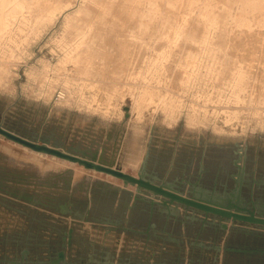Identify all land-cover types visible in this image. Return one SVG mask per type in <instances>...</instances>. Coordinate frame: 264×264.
<instances>
[{
  "label": "rangeland",
  "instance_id": "374dc122",
  "mask_svg": "<svg viewBox=\"0 0 264 264\" xmlns=\"http://www.w3.org/2000/svg\"><path fill=\"white\" fill-rule=\"evenodd\" d=\"M4 1L22 31L0 48V56L14 53L0 77V125L72 154H97L134 177L143 168L184 194L263 205L253 181L264 180V0L246 16L242 0ZM61 91L68 101L56 100ZM87 177L107 175L0 137V264L21 261L26 250L28 261H45L63 250L70 229L66 254L82 264L89 254L154 262L159 245L106 236L62 214L72 180ZM179 209L171 228L182 224ZM225 237L231 249H264V240L240 232ZM218 256L264 264L258 255Z\"/></svg>",
  "mask_w": 264,
  "mask_h": 264
},
{
  "label": "crops",
  "instance_id": "0c3cea01",
  "mask_svg": "<svg viewBox=\"0 0 264 264\" xmlns=\"http://www.w3.org/2000/svg\"><path fill=\"white\" fill-rule=\"evenodd\" d=\"M260 171L264 174V169ZM221 175L216 171L215 177ZM260 183L262 184L257 187L260 188L258 193L261 192L262 195L258 198L264 201V180ZM218 185L220 184L216 186L219 187ZM70 187L67 192L70 198L60 206V211L64 216L72 217L69 219L73 222L78 223V220L82 221L83 225H93L100 229L102 227L106 236L122 232L125 236L127 234L131 241L141 239V244L148 248L160 246L158 253L153 249L154 262H138L129 256L131 258H128L129 262L126 264H223L218 253L223 251L224 245L221 241L225 233H218L216 238L218 240L213 242L216 231L211 227L203 229L200 237L199 223H196L197 226L194 228H189L187 225L189 223H183L185 222L183 219L180 221L181 225L169 227L168 223L172 219L162 215L158 207L152 211L151 207L141 200L146 199L145 195H140V199L135 200L138 194L136 188L124 186L122 181L109 176L73 179ZM76 201H80L81 205H77ZM262 204L259 207H264V202ZM162 221L164 225H161ZM192 234L195 235L194 239ZM170 245H177V249H171ZM214 245L220 246L221 251H216ZM197 246L202 251H197L195 249L199 248ZM211 251L214 252V256L207 255Z\"/></svg>",
  "mask_w": 264,
  "mask_h": 264
},
{
  "label": "water",
  "instance_id": "95a60500",
  "mask_svg": "<svg viewBox=\"0 0 264 264\" xmlns=\"http://www.w3.org/2000/svg\"><path fill=\"white\" fill-rule=\"evenodd\" d=\"M0 136L6 138L10 142H13L21 147H25L36 153H44L48 156L54 157L59 160L67 161L71 164L82 166L86 170L95 171L97 173H103L110 176L116 180H121L124 186H130L136 188L138 192L135 200L140 199V195H145L146 199H141L145 201L151 210L154 211L157 207L161 209L162 215H165L167 219L175 218L178 220L179 208L184 210V221L183 223H199V236L203 232V229L211 227L215 229L212 240L215 242L218 233H225L227 240H229L234 232H240L250 237H254L256 240H264V235L255 233L254 229L264 231V208H257L253 203L249 208L248 206H242L238 201H234L231 198H210L203 196L200 192L194 190V193L184 194L182 190L177 187H173L169 184L155 182L154 179L149 178L145 173V169H141L137 177H134L123 170L115 169L112 165H108L103 162L102 158H98L97 154L88 155L87 153L72 154L58 147L49 146L47 143L42 142V144L36 140H29L25 137L17 135L2 125H0ZM240 156L239 153H234ZM237 162L235 161V165ZM237 166V165H236ZM9 194V192H7ZM12 196L17 198H24L28 202H34L31 196L25 195L18 196L12 194ZM233 198V197H232ZM192 212L193 214L189 213ZM182 222V221H181ZM232 224L231 226H229ZM241 226V227H240ZM253 227L254 229L250 228ZM73 229H70L68 238L63 236L62 245L63 250L57 252L54 256H48L45 261H28V251L26 250L22 254L21 261H8V264H82L84 258L79 257L77 260L68 257L65 249L71 248L73 240ZM227 244V245H226ZM223 251L225 253H238L243 255H258L264 257V249H231L226 243ZM216 251H221V247L214 245ZM98 255L89 254L87 255V261L83 264H118L115 263L113 258L104 257L101 255L98 260ZM121 264V263H120Z\"/></svg>",
  "mask_w": 264,
  "mask_h": 264
},
{
  "label": "bare ground",
  "instance_id": "6f19581e",
  "mask_svg": "<svg viewBox=\"0 0 264 264\" xmlns=\"http://www.w3.org/2000/svg\"><path fill=\"white\" fill-rule=\"evenodd\" d=\"M7 3L8 2H6L4 0H0V48L2 47V45L8 44L10 42H15V40L10 41V39H11L12 35L16 34L19 30V23L16 22L18 13L17 12H14L12 14H4L3 13V8L8 5ZM242 3H243L242 4V13L245 16L247 15V13L249 11H256L260 7L258 0H242ZM13 6L14 7H20V6H23V4H21V3L17 4L16 3V4H13ZM20 31H22V30H19V32ZM12 57H14V53L12 50H9V52L2 51V54L0 56V77L3 74V72H5L7 70V65H8L7 59L12 58ZM64 62H66V61L64 60ZM60 93H62V94L60 95L61 96L60 99H57L58 102L61 101L62 99H65V101L67 99H69L68 98L69 96L68 97L66 96L67 91H64V92L61 91ZM140 107L141 106H140L139 102H136V108H137L138 112L141 111ZM22 148H25V147H22ZM25 149H27V148H25ZM27 150H29V149H27ZM34 153H36V152H34ZM37 154H39L40 156L46 155L44 153H42V154L37 153ZM52 158H54V157H52Z\"/></svg>",
  "mask_w": 264,
  "mask_h": 264
},
{
  "label": "flooded vegetation",
  "instance_id": "af4514ba",
  "mask_svg": "<svg viewBox=\"0 0 264 264\" xmlns=\"http://www.w3.org/2000/svg\"><path fill=\"white\" fill-rule=\"evenodd\" d=\"M237 158V157H236ZM240 159H236L235 160V158L233 159V165H232V167H236L235 169L237 170V172H238V168H240L239 167V165H238V161H239ZM235 161L237 162V166L235 165ZM253 183H256V185H260V184H262V183H260V182H257V181H253ZM255 185V184H254Z\"/></svg>",
  "mask_w": 264,
  "mask_h": 264
},
{
  "label": "built area",
  "instance_id": "2783aa9c",
  "mask_svg": "<svg viewBox=\"0 0 264 264\" xmlns=\"http://www.w3.org/2000/svg\"><path fill=\"white\" fill-rule=\"evenodd\" d=\"M61 94H62V93L58 92V93L55 95V96H56V100H57V99H60V97H61L60 95H61Z\"/></svg>",
  "mask_w": 264,
  "mask_h": 264
}]
</instances>
